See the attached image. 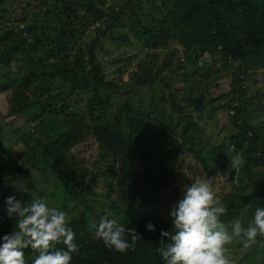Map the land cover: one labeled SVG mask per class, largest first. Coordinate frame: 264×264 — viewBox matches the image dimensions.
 Here are the masks:
<instances>
[{
	"label": "trees",
	"instance_id": "obj_1",
	"mask_svg": "<svg viewBox=\"0 0 264 264\" xmlns=\"http://www.w3.org/2000/svg\"><path fill=\"white\" fill-rule=\"evenodd\" d=\"M31 1L38 2L33 17L3 19L15 11L13 2ZM141 1L0 0V65L7 69L0 67V98L11 94L6 123L19 126L11 137L0 128V235L15 226L5 214L4 198L12 194L4 184L24 182L25 192L16 196L22 203L40 198L66 213L78 244L70 264H163L160 231H171L167 213L180 198L175 183L189 161L211 179L227 172L231 189L215 194L226 205V226L238 219L247 227L255 207L264 206V106L257 100L264 90L247 94V79L264 72V0H145L146 8ZM172 41L186 53L212 48L220 63L204 72L193 63L190 76L167 78L166 70L174 73L165 51ZM114 43L136 48L129 54L138 62L127 80ZM156 49L165 51L160 66ZM102 60L116 64L112 72ZM222 68L228 84L217 77ZM221 84L224 92L213 96L209 87ZM146 89L148 103L134 99ZM167 101L172 115L153 122L152 108ZM197 106V115L186 112ZM220 111L227 114L220 132L205 138V118ZM26 122L30 128L23 131ZM47 123L52 131L43 128ZM93 138L95 156L87 158L83 144ZM101 217L115 219L126 239L137 235L135 244L124 252L106 247L94 234ZM149 221L155 231L146 230ZM261 238L258 254L247 251L244 260L256 264L264 254ZM24 254L31 264L35 251L29 246Z\"/></svg>",
	"mask_w": 264,
	"mask_h": 264
},
{
	"label": "clouds",
	"instance_id": "obj_2",
	"mask_svg": "<svg viewBox=\"0 0 264 264\" xmlns=\"http://www.w3.org/2000/svg\"><path fill=\"white\" fill-rule=\"evenodd\" d=\"M239 163L237 157L233 164ZM190 178L167 213L171 231H160L158 251L163 264H230L226 245L234 238L244 240L247 246L258 235L264 237V206L255 207L247 227L238 219L226 226L221 217L227 208L215 198L212 179L199 174ZM4 210L9 219L15 218V226L0 235V264H26L24 250L29 246L36 253L31 264H70L78 244L64 211L40 198L22 203L15 195L4 198ZM93 227L96 237L117 252H124L137 240V235L126 239L115 219L101 217ZM145 227L155 231L151 221ZM58 244L64 247H56Z\"/></svg>",
	"mask_w": 264,
	"mask_h": 264
},
{
	"label": "rangeland",
	"instance_id": "obj_3",
	"mask_svg": "<svg viewBox=\"0 0 264 264\" xmlns=\"http://www.w3.org/2000/svg\"><path fill=\"white\" fill-rule=\"evenodd\" d=\"M111 2L106 1V5L104 6L106 9L107 7L110 5ZM13 8L15 9V11L10 14V13H6L5 17L3 19H7L9 17H11L12 19H19V18H24V15H28V17H33V12L30 11V9L34 8V5H37L38 2L36 3L35 1H31V5H26V2H21V3H16L13 2ZM140 4L143 7H147L148 4H146L145 0H142L140 2ZM156 4H160V0H156ZM58 6L61 5V3L59 2L57 4ZM56 6V5H55ZM24 7L25 10H27L26 12H23V15H21V11L20 8ZM160 17V16H159ZM5 23L8 22L7 20L4 21ZM4 23V24H5ZM14 23V22H13ZM24 24V23H23ZM23 24H19V27H22ZM92 27V26H91ZM198 42H197V48H198ZM183 45L177 43L176 41H172L169 45V48L165 49L166 52H168L167 57L168 59L171 58V62H173L172 64V69H174V73H171V71L166 70L164 72V75L167 78L170 79H175L176 77H178L179 79L181 78V75L179 73H184L186 71H188L189 76H190V72H193V70L195 69V66L193 63L197 64V69L201 72H204L205 70H210L215 66H218V64L220 63L217 57V53L212 52V48H211V53L209 51L204 52L201 50H196L195 48L188 50L189 53L185 52V48L182 47ZM106 49L108 52H110V46L109 45H105ZM108 47V48H107ZM200 47V45H199ZM118 48V49H117ZM131 48V49H130ZM128 46L127 44H115L112 45V50H115V54L121 53L122 54V58L125 59L124 62L119 63L118 67H119V71L122 74V79L123 80H127L131 71L135 69V65L136 62H138L137 60H133L135 57H132L133 54H129L132 51H136V48L134 47ZM164 49H156L155 53L158 54L157 56H153V58L155 59V64H157V66L162 65L163 60L165 59L164 57ZM31 53L33 56H37L38 52L36 50H31ZM102 55V59H106L104 57V54L100 51L99 52ZM114 52H111V54H113ZM23 56V55H22ZM219 57H221V55H218ZM150 59V58H149ZM148 59V60H149ZM102 62L104 63V67L106 68V70L110 73L113 71V68L116 66V64L114 65L113 63H108L106 60H102ZM128 63H131V66L126 67L128 65ZM114 65V67H113ZM181 66V67H180ZM0 67L2 69H6V67L1 64ZM7 70V69H6ZM114 74V72H113ZM217 77H219V80L221 81V83L223 84H228L229 80V74L226 72L225 69H220ZM256 78V79H255ZM198 81H204V79L202 77L200 78H196ZM200 79V80H199ZM209 81H212L213 79L209 78ZM176 83V82H175ZM222 84L218 87V88H214V87H209L210 92L213 96H217L219 93H223L224 91L222 90ZM247 94H253V92H257L256 88H262L264 90V72L263 71H257L251 78L247 79ZM200 85L204 88V84L200 83ZM148 92V90L146 89L143 93H138L137 95L134 96V99L137 101H143L148 103L149 100V96L152 95L151 92H149V94L147 95L146 98V93ZM10 93L7 94H3L0 98V128L1 130L4 128L3 133L6 132V137H11V133L13 132L14 129L18 128L19 126L16 125L15 123H6V108H9V103H8V97L10 96ZM168 96V95H165ZM219 96V95H218ZM257 100L258 102H260L263 106H264V93H260L259 96H257ZM144 102H142V104H144ZM223 102V100H219V103ZM169 101H167L166 103L162 102L161 107H157V109L152 108V117H153V122H155L154 119L158 120V121H164L168 118V115H172L173 113V109L170 108L169 105ZM177 104V103H176ZM178 105H184V103L181 101L178 103ZM199 106L194 107L196 108V110H191V109H186V112L193 115H197V109ZM28 110H25V115L22 114V117H19L20 119H23V117L28 116ZM111 113L114 115L116 113L115 109H112ZM200 114L206 116L207 115V108L204 107L203 110L200 111ZM2 117V118H1ZM227 117V114L225 111H220L218 113H215L213 116H211L209 119H206V124H205V131L206 135L205 138H211L213 137V135H216L218 132H220V128L222 127L223 123L225 122ZM11 117L8 116V119H10ZM169 119H174L175 118H169ZM37 122V121H36ZM36 122H34V120L30 121L31 126H34L36 124ZM28 124L27 122L25 123L24 126V130L26 131L28 128H30V124ZM44 129H47L49 131H52V127L47 123L46 126L43 127ZM89 141H94V138L91 140L86 141V143H84V149H89L88 151L85 152L84 156L85 157H92L95 156V153L91 150V148H89V145L91 144ZM202 175L204 176L205 174L202 172V170L199 168V166L194 162V161H189V167L186 168L185 170H183L182 174L179 176L178 180L176 181V185L179 187V189L181 190V186L185 185V184H189L191 182V178L190 177H194L196 175ZM206 176V175H205ZM208 177V176H206ZM210 178V177H208ZM211 179V178H210ZM18 181H23V180H18ZM212 184H213V190L215 192V194H217L219 197L223 194H225L226 192H228L231 189V185L229 183L228 180V176L227 179L225 178V172L224 174H219V176H214L212 178ZM27 187V184H24V182L21 184V182L18 183H6L4 184V189L6 190L5 193H9L15 196H21L24 192H25V188ZM218 197V198H219ZM128 199V197H126ZM127 199H123L122 203H124V205H127ZM95 234V232H94ZM259 238L262 239L259 235L257 236L256 240L253 242H248L247 246H251L249 249L247 246H245V241L240 239L239 237L234 238L232 240L231 243H229L228 245H226L227 248V252L226 255L228 256L229 259H232L233 263L235 262V259L237 260V262L239 260L242 259L243 263H248V264H252L249 263V261H251L248 257V262L246 260H244V255L247 254V251L250 252H254L255 254H258L257 251H259L260 248V242ZM258 259L256 260V264H264L263 260H264V254H260L258 255ZM246 261V262H245ZM239 263V262H238ZM241 264V263H239ZM254 264V263H253Z\"/></svg>",
	"mask_w": 264,
	"mask_h": 264
}]
</instances>
